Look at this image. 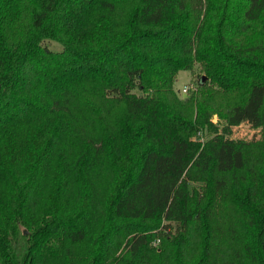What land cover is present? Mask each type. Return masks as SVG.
<instances>
[{"label": "trees", "instance_id": "trees-1", "mask_svg": "<svg viewBox=\"0 0 264 264\" xmlns=\"http://www.w3.org/2000/svg\"><path fill=\"white\" fill-rule=\"evenodd\" d=\"M0 264H264V0H0Z\"/></svg>", "mask_w": 264, "mask_h": 264}, {"label": "rangeland", "instance_id": "rangeland-1", "mask_svg": "<svg viewBox=\"0 0 264 264\" xmlns=\"http://www.w3.org/2000/svg\"><path fill=\"white\" fill-rule=\"evenodd\" d=\"M43 45H45L48 49L53 51H60L62 49V45L59 42L52 39L44 40ZM198 73L199 70L197 66H194L191 70L188 71L183 70L177 73L173 87L180 96L182 94L179 93V89L182 88L183 86H190L188 92L194 90L195 88L194 86L197 82ZM211 120L213 122H216L217 120L216 116L212 115ZM258 135H259L258 129L251 128L246 123H241L237 126H232L230 128V133L228 134V137L232 139L249 140L253 137H257ZM201 138L203 139V135Z\"/></svg>", "mask_w": 264, "mask_h": 264}, {"label": "built area", "instance_id": "built-area-1", "mask_svg": "<svg viewBox=\"0 0 264 264\" xmlns=\"http://www.w3.org/2000/svg\"><path fill=\"white\" fill-rule=\"evenodd\" d=\"M190 86H183L182 88L179 89V93L184 95L188 92V89ZM158 241L153 242V245H155Z\"/></svg>", "mask_w": 264, "mask_h": 264}, {"label": "water", "instance_id": "water-1", "mask_svg": "<svg viewBox=\"0 0 264 264\" xmlns=\"http://www.w3.org/2000/svg\"><path fill=\"white\" fill-rule=\"evenodd\" d=\"M24 233H26V230H23Z\"/></svg>", "mask_w": 264, "mask_h": 264}]
</instances>
